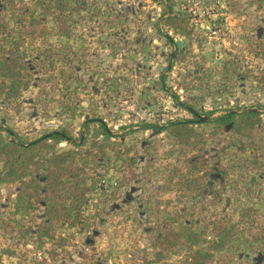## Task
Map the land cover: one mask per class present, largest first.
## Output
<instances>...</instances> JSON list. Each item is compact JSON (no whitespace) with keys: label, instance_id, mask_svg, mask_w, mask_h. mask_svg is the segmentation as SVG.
I'll use <instances>...</instances> for the list:
<instances>
[{"label":"rangeland","instance_id":"obj_1","mask_svg":"<svg viewBox=\"0 0 264 264\" xmlns=\"http://www.w3.org/2000/svg\"><path fill=\"white\" fill-rule=\"evenodd\" d=\"M69 1V37L58 36L52 20L34 33L20 24L25 2L7 11L28 72L8 96L0 80V134L29 141L64 128L73 135L72 145L56 142L55 149L72 147L88 176V226L39 237L43 203L19 200L20 182L0 180V264H145L159 251L166 217L207 233L192 247L164 252L165 260L212 252L213 264H264V221L242 216L251 207L264 217V0ZM166 2L186 17L178 29L166 21ZM250 108L261 118L253 146H242L230 125L215 129L214 117ZM175 119L192 121L201 148L145 128ZM100 120L112 133L108 142ZM175 167L207 172L204 187L172 189ZM216 219L235 225L221 252L210 233Z\"/></svg>","mask_w":264,"mask_h":264},{"label":"trees","instance_id":"obj_2","mask_svg":"<svg viewBox=\"0 0 264 264\" xmlns=\"http://www.w3.org/2000/svg\"><path fill=\"white\" fill-rule=\"evenodd\" d=\"M14 1L4 0L1 2L0 0V40L4 41L0 47V80L6 86V96L17 92L19 84L23 81L21 80V73L28 70L25 57L19 50L21 45L17 42L22 38L11 37L10 30H8L6 13ZM17 1L25 2L24 8L26 9L25 14L18 19V22L20 24L28 22L32 33L35 32L36 26L40 22L47 24L48 21L52 20V26L58 36H70V21L74 7L69 0ZM171 4L165 3V18L168 24H171L174 29H178L183 22H186V17H180ZM165 36L175 48L178 46L172 37L167 34ZM260 76L259 81L264 79L263 73ZM5 80H8L9 84L6 85ZM26 86L27 83L24 82L23 87ZM3 90L1 88L0 92ZM173 98L177 104L182 106L183 103L178 100L177 95H174ZM183 106L191 110L189 106ZM260 120L259 112L250 108L241 112L229 110L214 117L212 122L215 129L230 125L232 130L240 136L241 145L243 146V140H247V146L250 147L254 145L251 140L256 137L255 132L258 130L257 124L260 123ZM87 122L88 120L84 121L85 124ZM99 122L103 141L108 142L112 133L103 121L100 120ZM145 126V128H153L156 132L167 131L173 144L181 145L183 148L187 147L189 150H198L204 142L200 131L188 119H175L169 120L163 125L148 124ZM7 132L11 136L9 140H5L0 134V156L3 158L0 180L20 182L19 200L33 199L35 202L43 203V219L35 229L36 234L41 238L52 237L58 229L63 227L77 228L81 232L85 231L88 226L85 220V208L89 202L91 191L88 176L72 147L55 149L56 142L64 141L72 145L73 135L68 130L59 128L26 141L14 134L12 135L11 131ZM78 139H80L79 144L81 146L85 144L84 133H81ZM50 140L55 141L54 144L50 143ZM207 176V172L202 175H191V173L185 175L178 167H175L170 176L169 184L172 189L179 190L196 186L204 187ZM242 216L247 217L249 220L247 222H251V224H261L264 221L263 215L251 207L246 208L242 212ZM234 230L235 225L229 224L228 221L225 222L224 219L213 221L210 226V233L216 238L213 250L221 252L229 248L234 237ZM159 233L162 236L156 239L159 251L156 252L155 259L149 260L145 264H213L212 252H194L188 258L180 261L165 260V255H163L164 252L170 255L177 249L192 247L198 242L201 235L207 233L205 230L198 232L190 225L177 223L171 217H166L164 224L160 225Z\"/></svg>","mask_w":264,"mask_h":264},{"label":"water","instance_id":"obj_3","mask_svg":"<svg viewBox=\"0 0 264 264\" xmlns=\"http://www.w3.org/2000/svg\"><path fill=\"white\" fill-rule=\"evenodd\" d=\"M207 117H200L201 120H205Z\"/></svg>","mask_w":264,"mask_h":264}]
</instances>
